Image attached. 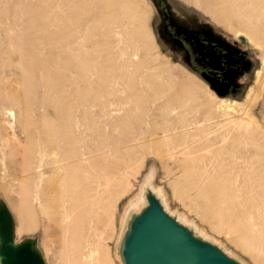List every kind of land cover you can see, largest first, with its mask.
I'll return each mask as SVG.
<instances>
[{
    "label": "rangeland",
    "instance_id": "374dc122",
    "mask_svg": "<svg viewBox=\"0 0 264 264\" xmlns=\"http://www.w3.org/2000/svg\"><path fill=\"white\" fill-rule=\"evenodd\" d=\"M83 1L87 11V23L78 26L69 21L72 8L66 4L59 6L58 10L55 8L50 14L51 17L44 18L47 5L45 0H0V264H4L5 258H11L7 253L8 243L13 245L12 256L28 253L40 264H80L74 260L75 251L81 252L80 248L71 243V237L75 240L79 237L72 230L77 227L73 218L68 222L70 232L65 229L61 208L62 188L58 174L54 172L59 156L52 145L50 125L59 123L62 118L59 92L64 78L70 83L66 89V101L72 107V103L76 101V93H91L96 89L103 68L107 65L103 59L111 55V62L115 63L113 74L116 78L125 79L129 74H136L138 79H142L146 76L145 73L140 74L141 71L136 69L148 66L161 74L156 85L167 87L165 76L169 71L174 82L178 85L184 83L185 88L181 92L175 88L170 90L169 87L161 92L160 95L165 98L177 96L158 114L157 124L164 125V120L169 115L171 119L176 115L179 122H176V128L181 126L179 131L185 129V124L197 122L193 132L196 133L199 128L197 132L200 133L206 128V124L202 123L204 118L217 117L216 113L223 108L222 105L233 102L234 110L237 108L233 114L248 124L250 137L247 142L248 150L245 151L248 153L244 156L246 159L238 160L229 168L230 160L227 156L217 158L214 151H211L214 147L204 151L207 145L202 143L201 147L199 143H192L189 146L192 149H184L182 145L177 150H170L173 141L175 143L180 139L177 135L173 136V140H167L169 147L160 137L156 141L147 142L143 147L117 150L113 152L115 157L104 156L105 164L115 162L119 157L127 159V169L125 173L112 172L110 179H118L123 173L122 182L115 185L111 181L109 193H100L101 207L105 208L104 218L100 219L101 224L94 222L91 225L95 227V236L88 241L91 248L98 247L97 256H101V251L105 252V262L109 260L107 264H122L119 257L121 238L130 218L144 206V195L149 191L170 218L184 225L199 238L204 237L239 264H264V223L247 214L244 216L241 213L243 217L239 216L243 207H238L240 203H258L260 196L264 195L261 192L264 187L261 185L262 189H259V185L257 186L264 181V35H254L259 29L264 30V17L259 16V12L264 9V0L254 2L253 10L248 7L250 0H241L238 3L230 0H102L103 3L101 0ZM201 2L211 5L218 15L208 12ZM247 13L253 23L254 19L259 18L252 31H247L240 25L244 17L248 16ZM71 26L78 41L88 38L89 47L78 49L72 44L69 33L58 36L60 29ZM75 53L87 61L93 58L87 76L90 85L88 90V86L79 82L72 69L76 64L72 56ZM98 53L101 60L96 57ZM30 66L35 69L34 72L29 70ZM201 69L229 87L225 97L217 96L199 77L198 72ZM176 99H180L182 109L173 111L178 105V101L173 102ZM193 106L195 110L190 109ZM88 110V107H81L77 113L81 115L80 135L83 138L88 137L90 148L95 151L103 138L115 137L108 135L107 125L111 118L101 117L94 124L91 120L93 114L88 113ZM25 121L31 124L29 132ZM39 133L41 138L37 136ZM158 133V137L161 136V131ZM31 142L35 145H31ZM257 147L260 150L255 149ZM186 150H189V154ZM37 156L43 160L39 183L43 206L42 209L35 208L33 216L29 218L24 200L25 194L32 191L33 184L30 181L25 182L24 171L32 162L29 159ZM200 156L203 161L199 164L196 161L201 159ZM205 166L211 171L215 168L218 172L223 168V174L230 170L229 179L235 181L233 185L237 193L240 191L239 200L237 198L234 199L236 201L217 203L216 194L206 188L203 180L197 179L200 177L199 169ZM231 170L233 174L230 173ZM245 170L248 176L244 173ZM250 180L257 187V192ZM2 237L6 243L2 242Z\"/></svg>",
    "mask_w": 264,
    "mask_h": 264
},
{
    "label": "bare ground",
    "instance_id": "6f19581e",
    "mask_svg": "<svg viewBox=\"0 0 264 264\" xmlns=\"http://www.w3.org/2000/svg\"><path fill=\"white\" fill-rule=\"evenodd\" d=\"M231 1H232V3L233 2L234 3L241 2V0H230V2ZM245 1H244V3H245ZM256 1L257 0H250L248 2L249 3L248 7H251V9H252V6L254 5V2H256ZM45 2L47 3V5L45 7V12L43 15L44 18H48L50 16L51 12L55 8H56V10H58L57 8L59 6L66 4V6L69 5V7L72 8L71 9L72 13L69 16V21L74 22L73 24L78 25V26H81L85 22L87 23V20H86V12L87 11H86V6H85V3L83 0H45ZM101 2H102V0H101ZM201 3L203 5V8H205L208 12H211L215 16L218 15V13L216 11H214V9L211 8V5H207L208 3L205 4L203 2H201ZM227 4H228V2H227ZM216 5H217V2H216ZM235 5H237V4H235ZM227 7H230V5ZM248 7H246V9ZM124 9H125V6H124ZM242 12H243V10H242ZM245 13H246V10H245ZM259 13H260L259 16H261L260 18L264 17V9H263V11H260ZM242 17H243V15H242ZM93 21H95V20H93ZM258 21H259L258 17L256 18V20L254 19V23H256ZM254 23L248 14V16L244 17V19L240 22V25L243 26L247 31H252L254 28ZM54 24H55V22H54ZM95 26H97V24ZM81 30H83V29H81ZM85 30H86V28H85ZM59 32H60V34H58V36L59 35H67V33H69L68 35H70L69 37H71V39L73 41L72 44L74 46L78 47V49H83V48L90 46V44H89L90 42H89L88 38H85L82 41H78V39L76 38L75 31L72 28V26L68 27V28H62V29H60ZM87 34H89V32ZM90 34H91V32H90ZM254 35L262 36V35H264V30L259 29V31L255 32ZM77 37H78V35H77ZM105 45H107V44H105ZM97 51H98V48H97ZM95 52H96V50H95ZM108 53H110V52H108ZM72 56H73L74 61H76V64L73 66L72 69L77 74V78H78L79 82L84 83L88 86L87 87V90H88L90 88V85H89V78L87 76H88V73L90 71V68H89L90 65L89 64L91 61H93V58H90L87 61L86 59H81L77 53L72 54ZM96 57H97V59H100L99 53H98V56H96ZM110 57L106 56V58L103 59L107 63V65L103 68V73L100 76L99 84L97 85L96 89H93L91 91V93H89V91H87V93H84V94L76 93V101L74 103H72V107H70L71 105L69 106L67 104V101H66V96H67L66 95V89H67V87H69L70 83L66 78H64V84H62L60 86L61 88H60V92H59V97H60V102H61L60 103V105H61L60 110L62 113V118L59 121V123L55 122V124L53 123L50 125V127H51L50 128L51 129L50 134H51V138H52V145H53L55 151H57L58 156H59L57 161L55 162L56 166H55L54 172L56 174H58L57 176L59 179V185L62 188L61 198L63 200V203H62L61 208L63 210L62 215L64 217V223H66L65 229L67 228L68 230H66V231L70 232V223L68 224V222H69V220H71L73 218V221L76 222L77 227L73 228L72 230H73L74 234H77L79 237L74 235V237L75 236L77 237L76 240H75V238L72 239V237H71V243H72V245H75V247L80 248L79 250L81 252L75 251L76 254L74 255V260L76 262H80V264H107V262L109 261L108 260L107 262H105L106 256H105V252H103V251H101V256H100V254H99V256H97V248L98 247L96 248V246H94L95 248H91L88 241H89V239L91 240L92 237L95 236V233H93V232H95V227H91V225L94 222L95 223L100 222V224H101L100 219L102 217L104 218L105 208L101 207L102 198H101L100 193H102L104 195L109 193L108 192L109 182L112 181L115 185H119L122 182L123 177H121V176L124 175L123 173H125V171L127 169V167H126L127 159H125L123 157L122 158L119 157L115 162H112L110 164H105V162H104L105 157L104 156H109L111 158L115 157V154H113V152H115L117 150H123V149L126 150V149H130V148L132 149L133 147H138V148L143 147L147 142L156 141V139L158 140L160 137H161V139H164L167 143V140H173V136H175V135L179 136L180 139L178 138L179 140L177 139L178 141H175V143L173 141V143L171 144V146L169 148L170 150H172V151L177 150V147H180L182 145H183L184 149L190 148L189 146L192 143H194V144L199 143L200 147H201V143H202L204 145H207V147H206L207 150L205 149L204 151H208L209 149L211 150L214 147V150L212 149L211 151H214L213 153H215V155L213 153L212 154L214 156H216L217 158L218 157L222 158V157L227 156L228 160H230V165H229V163H227V165H229L228 168L232 164L237 162L238 160L246 159V157H244V156H245V154L248 153L245 151L248 150V147H247L248 143L247 142H249L250 131L248 133V130H249L248 124L245 123L244 120H242V118H240L238 116H237L238 117L237 118L233 114L237 111V108H236V110H234L235 109L234 108L235 103L233 104V102H232L231 104H225V105L221 104L223 106V108L218 113H216V115L218 114L217 117L204 118V120H202V123L206 124V128H204V130L202 129V131H200V133L197 132L199 130V128L196 131V133L193 132L194 127L197 126V124H198L197 122H194V123L191 122L190 124H185L186 125V126H184L185 129L183 127L184 130L179 131L181 126L179 129H177L178 125L176 122H178V120H177L176 115H175L176 118L174 117L173 119L169 118L170 117V115H169L167 120L166 119H165L166 121L164 120L165 124L163 125V123H162L163 126L159 125L156 122V118L158 117V114L162 113V111L165 110L166 105L170 104L172 102L171 100H173L177 96V95H175V97L169 96V98H167V97L165 98L164 96H161L162 95L161 92L163 91V89H166L167 87H169L170 90L171 89L174 90L173 88H175V89H178L176 91L181 92V90L183 88H185V86L183 85L184 83L181 85L180 84L178 85L176 82H174L175 80H174L173 76L170 74V71L168 70L169 72L165 76L166 77L165 80L168 81L167 87L164 88L165 86L161 87V85L160 86L156 85V83H157L156 81L158 79H161V74L160 73L157 74L154 71V69L149 68L148 66L147 67L141 66L140 68L136 69L138 72L141 71L140 74L145 73L146 76L142 77V79H138V77H136V74H129V75H127V77L125 79L124 78L121 79V77L116 78L113 74V71L115 70V67L113 64H115V63L112 64ZM140 63H142V62H140ZM50 69H51V67H50ZM29 70L34 72L35 69L33 70V68L30 66ZM120 71H123V70H120ZM263 83H264V81H263ZM40 84L42 85V83H40ZM43 85H45V84H43ZM112 87H114V88H112ZM115 87H117V88H115ZM188 87H190V85ZM253 92L254 91H252V93ZM164 94H166V92ZM254 94H255V92H254ZM247 95H248V93H247ZM177 101H178V103H177L178 105L175 104L177 107H174L173 111H176L178 109L179 110L182 109V105H180L181 104L180 99H178V100L176 99V101L174 100L173 102L176 103ZM222 103H224V102H222ZM236 106H237V104H236ZM81 107H84V109L85 108L87 109V107H88V109H90V110H88L89 111L88 113L93 114L91 120L93 121L94 124H95V122L99 121V119L101 117L111 118L110 120L107 118L110 123L109 124L106 123V124H108L107 126L109 129L108 135H112L113 137H115V139L114 138H112V139L111 138H107V139L103 138L102 139L103 142L101 143V145L97 146L98 149L95 151H92L90 148V144L87 141L88 137L87 138L84 137L85 138L84 139L80 135V130L82 128V123L80 121L81 115H79L77 113ZM194 107L195 106H193L192 108H190V107L189 108L193 109ZM193 110H195V108ZM10 115H11V113H10ZM175 119L177 121H175ZM178 119H180V118H178ZM181 119H182V116H181ZM55 120H57V119L55 118ZM88 121H89V119H88ZM47 123H49V122L47 121ZM93 123H92V126L94 125ZM175 123L177 126H175ZM172 124H174L173 127L171 126ZM96 125H97V123H96ZM25 126L27 128V131L29 132L31 124H29L28 121H25ZM92 126H90V128H89L90 131L92 130ZM200 126H202V125L200 124ZM48 128H49V126H48ZM212 128H215V130H212ZM86 131H87V129H86ZM158 131H161V133H160L161 136H159V137H158V134H159ZM220 131H221V133H220ZM172 132H174V133L171 135V137H169V134ZM40 135H41V133H39L37 136L40 137ZM108 135H107V137H108ZM115 135H117V136H115ZM174 140H175V138H174ZM42 143H43V141H42ZM32 144H33V146L35 145V143L31 142V145ZM196 145H198V144H196ZM251 145H252V143H251ZM166 146H168V143L166 144ZM194 148L196 149L197 147H194ZM258 148L259 147L255 148V149H258ZM181 149L184 150L182 147H181ZM190 149H192V148H190ZM195 149H193V150H195ZM258 150H260V149H258ZM178 151H179V149H178ZM211 151L209 152V154H211ZM39 152H41V151H39ZM188 152H189V150H188ZM188 152L186 150V153H188ZM181 153H183V152H181ZM258 154H260V153H258ZM95 155H97V156H95ZM213 155H212V159L214 158ZM197 157L198 156H196V158ZM190 159L191 158H189V160ZM255 159H257V158H255ZM201 160L203 161L202 157H201V159L199 158V160H197L196 162H199V164H200ZM259 160L261 161V159H259ZM29 161H32V162H30L27 165V169L24 171V174H25L24 180H25V182L30 181L33 184V189H32V191H30V192L28 191L25 194L26 198H25L24 202H25V205L27 206L26 210L28 211V212L26 211V213L29 216V218H31L33 216V211L35 210V208L36 209H42V206H43V200H41V197H40L41 190H39V183H40V180L42 178L41 169H43V160H42V158L37 156L36 158L29 159ZM191 163H192V161H191ZM208 163H209V161H208ZM223 163L224 162H222V164ZM253 164H255V163H253ZM203 165H204V162H203ZM205 165H207V164H205ZM237 165H238V163H236V166ZM209 166H211V163ZM216 166H217V164H216ZM242 166H243V164H242ZM225 167H227V166L225 165ZM247 167H248V165H247ZM249 167H250V165H249ZM233 168L235 169V167H233ZM230 169H232V168H230ZM192 170H193V168H192ZM213 170L211 171L205 166V167H202L201 169H199L200 175L198 174V172L196 170H194V171H196L197 174L200 176V177L197 176L198 177L197 179L200 178V180H203V182L206 185V188H210V190H212L214 192V194H216V196H217L216 202L217 203L223 204V202L224 203L232 202L234 199H237L239 197L238 193H240V191H238V193H237V190H235L236 187H234V185H233V183H235V181L232 182L229 179L230 175H228V172L230 170L228 172H225L224 174L221 173V170H223V168L221 170H219V172L217 169H215L216 171H213ZM224 170H225V168H224ZM246 170L244 171V173L246 172ZM256 170H258V169H256ZM2 171L4 172L5 170L2 169ZM114 171H116L118 173H120V172H123V173L118 179H110L112 176L111 174ZM225 171H227V170H225ZM248 172H249V169H248ZM230 173L233 174V171ZM257 173H259V172H257ZM246 174H247V172H246ZM254 174L256 175L255 171H254ZM248 175L249 174H247V176ZM253 177H251V178H253ZM236 178H238V177H236ZM246 178H248V177H246ZM257 178L259 179V177H257ZM231 179L233 180V178H231ZM241 179H243V178L241 177ZM255 179H256V176H255ZM237 180L239 181L240 179L238 178ZM262 180H264V179H262ZM250 181L253 182L252 180H250ZM259 182H261V181H259ZM242 183H244V182L242 181ZM253 184H254V182H253ZM263 184H264V181H263ZM263 184H262V182L260 184H257V186L259 185V189H262V188H260L261 185L264 187ZM242 186L244 187V185H242ZM254 186H255V184H254ZM256 188L257 187L255 186V191H256ZM246 189H244V190L246 191ZM252 190H254V189L252 188ZM241 191H242V187H241ZM258 191H260V190H258ZM261 192H264V191L261 190ZM258 194H257V196L260 195V194L259 195ZM249 197H251V195H249ZM260 197L261 198H259L260 199L259 202L258 203L255 202V204L253 203L252 205H249V204L246 205L244 203L238 204L239 208L243 207V210H242V212H240L239 216L243 217V215L245 216L247 214L249 217H251V218L256 217L257 219H260L264 223V195H261ZM239 198L237 200H239ZM257 199H258V197H257ZM253 200L255 201L254 197H253ZM234 201H236V200H234ZM247 202L248 201H246V203ZM233 204L234 203H232V205ZM224 207H225V205H224ZM231 208H230V210H231ZM228 210H229V208H228ZM24 214H22V215H24ZM256 218H254V219H256ZM87 224H88V227H87ZM26 226H27V224H26ZM25 231H27V230H25ZM19 233H21V231ZM6 238H7V236H6ZM201 238L204 241H208L204 237H201ZM1 240H2V242L6 243L5 238L2 237ZM246 246L250 248V246H248V244ZM12 248H13V245L8 243L7 244V251H8L7 253H9L10 256H12L11 255ZM247 250L250 251L248 248H247Z\"/></svg>",
    "mask_w": 264,
    "mask_h": 264
},
{
    "label": "water",
    "instance_id": "95a60500",
    "mask_svg": "<svg viewBox=\"0 0 264 264\" xmlns=\"http://www.w3.org/2000/svg\"><path fill=\"white\" fill-rule=\"evenodd\" d=\"M200 78L217 96L228 94V86L205 74H200ZM144 200V206L130 218L121 238L122 264H239L170 218L151 192L144 195ZM4 264L40 263L28 253H19L5 258Z\"/></svg>",
    "mask_w": 264,
    "mask_h": 264
},
{
    "label": "flooded vegetation",
    "instance_id": "af4514ba",
    "mask_svg": "<svg viewBox=\"0 0 264 264\" xmlns=\"http://www.w3.org/2000/svg\"><path fill=\"white\" fill-rule=\"evenodd\" d=\"M229 58H230V56H229ZM231 59H234V60H235V58H233V57H231ZM198 74H199V77H200V74H205L206 76H208V77L214 79L217 83H219V84H224V83L221 82L220 80H218V79L212 77L211 75H209V74H208L206 71H204L203 69H201V70L198 72ZM228 92H229V87H228Z\"/></svg>",
    "mask_w": 264,
    "mask_h": 264
}]
</instances>
